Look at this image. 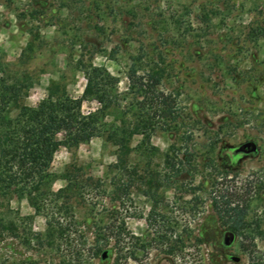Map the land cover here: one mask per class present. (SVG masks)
Wrapping results in <instances>:
<instances>
[{
    "label": "rangeland",
    "instance_id": "374dc122",
    "mask_svg": "<svg viewBox=\"0 0 264 264\" xmlns=\"http://www.w3.org/2000/svg\"><path fill=\"white\" fill-rule=\"evenodd\" d=\"M88 61L118 79L127 107L108 126L126 116L141 131L127 155L101 136L55 152V174L76 160L101 184L72 197L74 233L53 248L26 243L45 232L43 213L1 200L17 229L0 236V262L264 264V0H0V80H24L28 105L51 79L81 96ZM132 69L144 82L160 71L153 92L131 85ZM248 141L256 151L229 157Z\"/></svg>",
    "mask_w": 264,
    "mask_h": 264
},
{
    "label": "trees",
    "instance_id": "16d2710c",
    "mask_svg": "<svg viewBox=\"0 0 264 264\" xmlns=\"http://www.w3.org/2000/svg\"><path fill=\"white\" fill-rule=\"evenodd\" d=\"M82 71L86 82L81 96H71L64 83L51 79L46 97L35 106L25 102L29 85L24 80L14 83L0 80V201H9L13 196L25 197L37 213L47 217L44 233L29 230L28 246L33 243L53 248L58 238L72 235L71 229L76 224L72 197L79 196L80 189L96 188L101 184L100 178L87 172L76 160L67 165L62 174H55L51 168L55 152L61 146L74 148L101 136L127 155L130 138L141 131L137 123L129 122L126 116H120L119 126H108L106 117L113 109L122 113L127 108L115 101L118 79L91 61L83 64ZM148 78L150 82H144L134 69L128 74L133 87H146L153 92L161 80V73L155 70ZM85 100H96L100 106L85 113L82 111ZM57 178L65 180L66 185L55 191L53 183ZM47 202L52 203L51 206ZM61 212L65 215L55 216ZM16 229L14 221L0 214V236L12 237ZM77 246V243H70L69 251L74 257L80 253ZM99 251L98 245L95 255Z\"/></svg>",
    "mask_w": 264,
    "mask_h": 264
},
{
    "label": "flooded vegetation",
    "instance_id": "af4514ba",
    "mask_svg": "<svg viewBox=\"0 0 264 264\" xmlns=\"http://www.w3.org/2000/svg\"><path fill=\"white\" fill-rule=\"evenodd\" d=\"M251 153V152H249ZM248 154V152H246L245 150H234L233 154H229V157H231L233 160L237 157V156H241V155H245ZM235 228L233 229H228L225 231V237H224V242L226 243V240L228 241V243H226L227 245L230 244L233 240L234 235L236 234L237 230L239 229L237 226H234ZM232 234L233 236L230 238L228 235Z\"/></svg>",
    "mask_w": 264,
    "mask_h": 264
},
{
    "label": "water",
    "instance_id": "95a60500",
    "mask_svg": "<svg viewBox=\"0 0 264 264\" xmlns=\"http://www.w3.org/2000/svg\"><path fill=\"white\" fill-rule=\"evenodd\" d=\"M236 150L237 151L245 150L246 152H254L257 150V146L254 142L248 141V142L241 144L239 147L236 148ZM226 243H228L227 240H226ZM106 254H107V252L105 251L102 256L105 257Z\"/></svg>",
    "mask_w": 264,
    "mask_h": 264
}]
</instances>
